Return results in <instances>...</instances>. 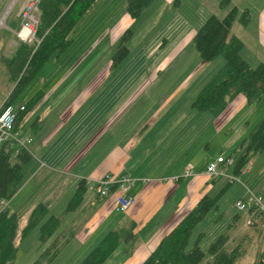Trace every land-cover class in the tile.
Segmentation results:
<instances>
[{
	"label": "crops",
	"instance_id": "1",
	"mask_svg": "<svg viewBox=\"0 0 264 264\" xmlns=\"http://www.w3.org/2000/svg\"><path fill=\"white\" fill-rule=\"evenodd\" d=\"M157 1H153L148 9ZM160 1L166 5V10L175 3L177 7L172 17L164 23L162 20L155 34H150L131 49L132 28L138 18H131L125 11L122 20L116 22V18L111 17L117 1L101 0L91 13L101 5L107 6L104 9L107 11L99 13V17L104 15L92 21L85 40L90 41L88 45L91 43L90 52L100 48L102 43L106 46L110 40L111 47L97 54L96 63L81 68L83 59L90 54L87 53L89 50L84 52L78 48L75 51L73 48L77 36L88 22V16L72 35L70 49L62 56L54 55L56 64L48 67L51 58L39 71L25 99L13 105L15 108L27 107L32 98L43 94L31 110L19 113L17 130L31 138L27 150L34 159L25 168L26 181L9 205L19 212V216L23 211L27 221L32 210L41 203L49 207V216L61 217L62 224L54 238L58 237L66 245L52 264L61 259L69 264L80 252L84 258L112 231L123 232L116 251L123 250L125 264H143L160 241L204 196H214L223 189L227 190L214 211L220 229L218 236L226 233L222 230L226 219L222 205L230 187H227L226 179H213L206 171L214 158L227 155L219 154L220 151L215 156L211 154V135L215 131L217 134L227 131L236 115L254 105H249L241 96L216 118L209 113H183L180 110L182 103L184 105L182 93L201 87L218 70L213 62L203 61L178 85H182L181 94L177 92L161 99H144L145 95H152L150 92L155 85L161 87L174 80L180 82L173 76L167 78V74L178 73V67L172 65L194 40L198 30L192 28L188 31L196 24L178 13L187 1L206 3L204 0L200 3L195 0ZM216 1L219 4L221 0ZM231 2L239 11L245 9L250 12L249 6L240 5L243 0ZM112 4L114 6L111 7ZM251 22L260 27L256 36L263 38L264 4L258 7V16ZM13 23L14 20L10 21V26L16 33L21 23L17 27H13ZM129 30L133 32L128 43L131 54L119 67L113 68L114 48ZM12 35V39L6 41L13 44L11 57L20 42L17 35ZM161 40H164L162 45ZM70 51H73L70 58L63 60ZM193 103L189 101L187 108H191ZM263 118L264 112H261L257 118L242 121L245 126L240 127L233 145L240 143ZM206 154L209 158L204 162L202 156ZM190 165L194 167L195 176L184 179ZM231 170L229 168L228 172ZM107 173L128 174L137 181L133 189L137 200L128 212L116 210V195L106 199L98 196L96 182ZM241 174L248 183L243 185L245 194L235 202L251 203L252 195L264 198V151L255 155ZM81 187V205L76 211L66 212L70 200ZM89 192L93 196L87 199V195L91 196ZM1 207L4 208L3 205ZM231 221L229 228L235 231L231 233V240L235 238L236 245H244L246 240L256 238L264 241V214H241L237 211ZM250 221L255 224L250 226ZM36 231L39 233L38 229L34 233ZM130 232L136 237L128 242L125 237ZM54 238L45 244H48L46 248ZM116 251L104 264L111 263Z\"/></svg>",
	"mask_w": 264,
	"mask_h": 264
},
{
	"label": "trees",
	"instance_id": "2",
	"mask_svg": "<svg viewBox=\"0 0 264 264\" xmlns=\"http://www.w3.org/2000/svg\"><path fill=\"white\" fill-rule=\"evenodd\" d=\"M100 1L39 0L37 41L32 44L20 40L12 57L0 56V62L4 64L10 79L14 81V87L3 110L16 104L21 96H26L39 71L54 55L62 56L70 49L73 44L72 35L79 28L81 21L90 15ZM153 1L155 0H127L125 11L131 18L137 19ZM230 1L222 0L220 6L225 7ZM238 15L237 7H234L223 19L211 15L198 29L194 38L201 61L211 63L220 56L224 58L223 65L202 84L193 103L195 110L209 113L213 118L220 116L241 96L246 98L249 105H255L264 95V61L257 67H252L242 57L243 42L236 36H230ZM249 22L250 13L246 10L242 13V23L248 25ZM132 34V30H129L123 35L112 60L113 68L119 67L131 54L128 43ZM42 97L43 94L32 98L24 112L31 110ZM17 123L18 121L15 125L16 129ZM263 151L264 118L228 156L234 159L231 174L240 177L253 157ZM33 159V155L25 148H15L0 143V205L3 201L8 202V205L0 211V264H14L20 251V244L36 229L39 231L41 243L46 244L55 237L62 224L61 217L49 216V207L41 203L32 210L26 225L20 229L19 212L9 205L25 183L24 171ZM227 182L229 188L232 183ZM115 190L116 187L112 191ZM226 190L223 189L214 196H204L195 208L160 241L143 264H202L207 258L210 259V264H237L246 250L241 244L228 250L227 246L232 238L229 232L218 236L207 253L199 244L202 235L193 248L187 250L194 229L210 212L218 208V203ZM82 200L81 187L79 193L70 200L66 212L76 211ZM122 233L115 231L108 233L85 257L82 264H104L116 251ZM135 237L136 235L130 232L125 239L129 242ZM58 239V237L54 238L33 264H52L66 245ZM261 262L264 264V260Z\"/></svg>",
	"mask_w": 264,
	"mask_h": 264
},
{
	"label": "rangeland",
	"instance_id": "3",
	"mask_svg": "<svg viewBox=\"0 0 264 264\" xmlns=\"http://www.w3.org/2000/svg\"><path fill=\"white\" fill-rule=\"evenodd\" d=\"M14 1L15 0H0V23L4 15L6 14L7 10L13 4ZM116 1H117L116 3L117 5L116 8L113 10L111 18L113 19L116 18V22H118L120 19L122 20L123 16L126 15L125 13L126 0H114V2ZM195 1L197 3H200L203 0H195ZM204 1H206V3H201V4H194L192 2L187 1L186 3L183 4L181 10L179 11L178 14L182 18L184 17L189 18V21L192 24H196L195 26H191L188 29V31L191 30L192 28L198 30L212 13H214L220 19L225 18L236 5L235 3L233 4L230 1V4L226 5L225 7H221L220 5L222 0L220 1L219 4L216 0H204ZM26 2L27 0H17L13 5L9 15L5 19L4 25L0 26V53L1 51H3V54H0V56L3 55L4 57H11L13 44L12 42L8 44L7 39L8 38L12 39L13 36L12 34L16 35L17 32L15 33V31L12 30V27L10 26V21L14 20V23L12 24L13 27H17V25L19 26V24L22 23L21 12ZM161 2L162 1L158 0L156 3H154L151 9L146 10L142 14V16L138 18L137 23L133 25L132 30L134 31V36L129 44V47H131V49H134L141 41H144L147 36L154 33V31L157 30L158 25L162 23V20L164 23L165 20L172 17V14L175 12V9L177 7L175 3L171 6L169 5L170 6L169 10H166L167 9L166 5L161 4ZM243 4H245V7L246 6L250 7V12H249L250 21H253L258 16V7L264 4V0H243V2L240 3V5L242 6ZM102 6L103 5H101L99 9L93 11V13L89 15V17L87 18L88 19L87 24L84 26L81 33L77 36V42H75V46L73 50L75 49V51H77L78 48H82V51L87 52L89 50L87 53H90L86 58L83 59V65L81 66V68H86L94 62L96 63L97 54L102 53V51H105L107 47H111V40H110L108 41L106 46H104V43H102L100 48L97 47L96 50L90 52L92 48V46L90 45L91 43L88 45L90 41L87 42L85 40V37H88L87 36L88 31L92 27V21L95 19H100L104 15L103 14L101 17H99L98 16L99 13L102 14V12L105 13L107 11L104 10L107 8V6H103V7ZM112 6H114V4H112L111 7ZM244 11L246 10L241 9L239 11V15L237 16V19L233 24L230 36L232 37L237 35L241 39V41L245 45L242 50V57L246 59L252 67H257L261 62L264 61V37L262 38L256 36L257 30L260 28L256 26V23L249 22L250 24L248 25H244L242 23V13ZM36 16L39 18L38 12H36ZM198 24H200V26H197ZM167 35H173V34L168 33ZM185 35L187 34H184L183 36ZM169 39L171 40V38ZM163 43L164 40H161V45ZM118 45L115 46L114 48L115 53L117 51ZM72 53L73 51H70L63 60L70 58ZM55 62H56V56H53L51 62L48 63L49 64L48 67L50 68L51 66L55 65L56 64ZM200 62L201 59L196 49L195 42L193 40L190 43V45L186 48L185 52L172 65L178 67V73H174V75H172V73L167 74V78L173 76V78L175 79L179 78L180 82L174 80L170 83L163 84L161 87H156L158 85H155L153 87V90H151L150 92L152 93V95L151 96L145 95L144 99H148V100H151L153 98L161 99L168 94L171 95L177 92H180L179 94H181L183 92L182 85L181 86L178 85L184 81L187 75L192 73V71L199 66ZM57 63L59 62L57 61ZM223 63H224V58L220 56L213 62V66L214 68L218 67L219 69L221 65H223ZM13 87H14V81L10 79L6 67L4 66V64H2V62H0V111L3 109L4 104L9 98ZM198 87L196 86L194 89L193 88L187 89V91L182 93L181 97L184 102V105L182 103L180 110L183 111V113L190 112V114H195V113L202 114L197 110L191 109L193 106H190L191 108L189 109L187 108V104L189 103V101L191 100L195 101V98L197 97L200 90V87L199 88ZM25 97L26 96L23 97L21 96L17 101L16 105H18V103L21 102V100H24ZM261 112L262 113L264 112V95L262 97V100L258 104H255L253 107H248L241 114L236 115L229 124V128L227 129V131H223L222 133L219 134H217L216 131L215 133L212 132L211 137H212L213 151L211 154L215 156L216 152L220 151L219 154L224 153L228 157L239 145V143L237 145L235 144L233 145V143H235V141L239 136L240 127L245 126V124L242 123V121L244 122L248 118L249 119L257 118V116ZM202 158L205 159L204 162H206L209 156L206 154L202 156ZM217 159L218 157L214 158V161H216ZM239 179L240 181L238 183L236 182L234 185L230 186L227 195L223 199V205H222V208L224 210L222 211V213L225 214L226 216V219L222 223L223 224L222 230L223 232H229L232 234H234L235 231L229 228V226L232 224V221L230 222V219H233V217L237 214V210L235 209L234 203H236L235 201L238 198L242 197L245 194V187L243 185H246L248 183L245 177H243L242 175L240 176ZM89 193L91 196L87 195L86 196L87 199L93 196L92 192ZM1 209L2 207L0 205V211ZM215 216H216L215 211L210 212L208 216L196 226V228L193 231V235L189 241L187 250L192 249L195 243L197 242V240L199 239V237L202 235L203 238L201 239L199 244L204 252L206 253L208 252L212 243L215 242V240L218 238L220 231L219 226H217V221ZM26 223H27V217L25 218V214L22 211L20 214V229H22L26 225ZM39 237L40 234L36 231L26 241L20 244V251L18 253V256L14 264H33L39 258L40 254L44 251V249L48 245L41 243ZM234 239L231 240L230 243L228 244L227 246L228 250H231L236 246ZM243 246L246 252L245 255L238 260L237 264H262L261 260L264 259V241H262V239L256 238L255 240H251V241L246 240ZM81 255L83 256V253L81 252L78 253L76 257H74L71 260L69 264H82V261L85 259L86 256L84 258H81ZM122 255H123V250L116 251V253L114 254L115 257H113L111 263L109 264H121V263L125 264ZM55 264H66V263L64 260L62 261L61 259ZM202 264H210V259L207 258Z\"/></svg>",
	"mask_w": 264,
	"mask_h": 264
},
{
	"label": "built area",
	"instance_id": "4",
	"mask_svg": "<svg viewBox=\"0 0 264 264\" xmlns=\"http://www.w3.org/2000/svg\"><path fill=\"white\" fill-rule=\"evenodd\" d=\"M39 0H27L21 12V28L16 33L17 37L25 43L36 42V32L39 25V18L36 16ZM26 111V106L21 105L19 108L9 106L0 111V143L9 144L15 148H25L31 143V138L22 135L16 128V122L20 112ZM234 165V159L224 156L210 163L207 167V174L213 178H224L231 183L239 182V177L228 172L229 168ZM195 176V170L192 165L185 171L183 178L188 179ZM175 180H179L175 178ZM136 180L128 174L114 175L107 173L96 182L95 190L101 199H106L113 194L116 195V210L120 213L128 212L136 203V195L133 189ZM116 187L115 191H112ZM251 203L239 200L235 203V209L243 214L251 212L252 214H264V198L261 196H251ZM6 206V201L2 202ZM252 210V211H251ZM250 221V225H254Z\"/></svg>",
	"mask_w": 264,
	"mask_h": 264
},
{
	"label": "bare ground",
	"instance_id": "5",
	"mask_svg": "<svg viewBox=\"0 0 264 264\" xmlns=\"http://www.w3.org/2000/svg\"><path fill=\"white\" fill-rule=\"evenodd\" d=\"M17 0H15L13 2V4L9 7V9L7 10V13L4 15L5 17L2 19L0 26L4 25L5 19L7 18V16L9 15L10 11L12 10L13 5L15 4Z\"/></svg>",
	"mask_w": 264,
	"mask_h": 264
},
{
	"label": "water",
	"instance_id": "6",
	"mask_svg": "<svg viewBox=\"0 0 264 264\" xmlns=\"http://www.w3.org/2000/svg\"><path fill=\"white\" fill-rule=\"evenodd\" d=\"M6 13H7V12H6ZM4 17H5V16H4ZM4 17H3V18H4Z\"/></svg>",
	"mask_w": 264,
	"mask_h": 264
}]
</instances>
